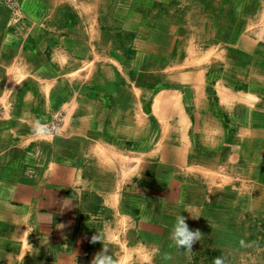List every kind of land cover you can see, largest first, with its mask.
<instances>
[{
  "label": "crops",
  "instance_id": "obj_1",
  "mask_svg": "<svg viewBox=\"0 0 264 264\" xmlns=\"http://www.w3.org/2000/svg\"><path fill=\"white\" fill-rule=\"evenodd\" d=\"M18 3L22 14L15 22L9 20L0 4V85L8 86L10 93L9 105L0 113V264H90L103 244L90 242L98 232L88 228L78 212L101 209L104 204L106 210L127 215L136 204L129 203L128 190L120 188L129 169L134 168L128 162L124 165L118 162V155H125V150L112 142L113 135L117 139L126 138L132 125L128 116L129 98H136L134 128L144 125L138 94L133 96L128 88L113 80L112 54L109 47L103 46L105 36L119 29L123 30L120 34L134 32L149 45L144 49L152 48L159 54L153 57L163 59L170 46V31L181 32L185 23L200 21L201 33L223 40L233 52L232 58L240 59L241 51L258 50L256 45L260 43L256 41L264 40V30L260 31L262 21L257 22L251 33L256 37L248 31L256 20L264 19V0H18ZM97 47L103 58L98 59L93 52ZM245 58L248 65L254 63L253 56ZM160 93L175 97L167 91L157 95ZM220 96L224 101L229 99L225 93ZM250 99L248 96L247 100ZM177 102L175 109L185 125V115ZM199 105L202 103L196 102L194 107ZM170 106L161 107V113L174 112ZM54 110L62 114L57 127L60 134H54L51 141L33 136V121L39 118L46 123ZM195 114L200 116L199 127L208 124L209 111L192 112L193 118ZM247 126L256 130V125ZM117 139L114 142L123 144ZM149 142L146 140L147 145ZM146 144L138 140L136 146L145 148ZM246 144L248 148L255 147L257 155L249 168H244L246 171L240 167L238 176L241 180L252 178L258 182L249 189L255 190L249 206L264 213V187L259 186H264L260 183L264 182V142ZM181 149L183 155L175 168L186 163L187 154L183 151L188 147ZM191 171L187 173L195 172ZM154 172L151 182L162 178L161 164ZM164 182L178 186L171 176ZM232 184L234 187L235 183ZM218 185L205 186L217 205L226 191L222 184ZM165 186L139 187L142 203L139 202L140 209H134L143 215L147 202L150 210L147 220L139 222V216L136 219L144 242L135 239L130 245L127 235L115 238L110 231L105 232L102 237L111 254L124 256L127 264H148L149 260L150 264H185L188 253L178 250L170 239L179 213L175 205L189 203L182 216L191 223L205 214L194 204H199L203 194L206 195L200 194L203 191L200 186L183 184L181 188L188 200L182 201L178 189ZM138 195L134 193L132 197L139 201ZM211 235L214 242L219 241L213 229ZM138 247L142 248L141 253ZM163 253L170 254L171 259L164 260Z\"/></svg>",
  "mask_w": 264,
  "mask_h": 264
},
{
  "label": "rangeland",
  "instance_id": "obj_2",
  "mask_svg": "<svg viewBox=\"0 0 264 264\" xmlns=\"http://www.w3.org/2000/svg\"><path fill=\"white\" fill-rule=\"evenodd\" d=\"M14 1L15 9L12 10L7 6L6 0H0L1 9L6 11L9 20L13 22L22 14L18 0ZM258 21H262L260 31L264 30L262 28L264 19L256 20V24H252L248 29L250 34L253 33L255 25L259 24ZM200 24V21L185 23L186 26L183 27L185 26L184 30H188L187 32L184 30L177 32L175 29L174 33L170 31V46L163 59L153 57L159 54L152 48L144 49L148 44L140 41L134 32L120 34L123 30L119 29L120 33L116 30L114 34L105 36L107 41L103 46L109 47V53L112 54L110 58L113 60L112 67L115 72L113 80L128 88L133 96L135 93L138 94L137 101L142 110L140 112L143 113L141 118L144 119V125L135 129L133 119H137L134 112L136 98H129L128 116L132 125L129 127L127 137L118 140L116 135H113L112 138L114 146L125 150L123 151L125 155H118V162L121 165L128 162L130 168H134L129 169V175L126 180H122L120 188L128 190V202L136 203L134 206L140 209L142 196L139 187L167 185L165 187L178 189L182 201L188 200L185 190L181 188L183 184L194 188L202 187L203 191L200 194L205 192L206 196L203 194L202 200L199 204L195 202L197 204L194 206L199 205L205 214L192 219L191 223L194 222V225L187 223L188 221L186 223L191 230L198 229L203 236L200 241L193 244L192 252H187L188 259L185 264H213L216 257L222 258L224 264H264V213L254 211L249 206L254 198L252 192L255 191L249 189L258 182L252 178L241 180L240 175L238 176L240 167L243 166V170L248 169L251 161L255 160L253 156L257 155L255 147L248 148L246 143L264 142V40L256 41L257 44L260 43L256 45L259 51L255 48L243 50L241 51L243 57L232 58L233 52L226 42L201 33ZM250 36L256 37L254 34ZM109 38L111 40L108 42ZM171 50L173 53L171 52L169 56ZM93 52L98 59L104 56L98 47ZM245 56H253V61L255 63L256 59L257 64L250 61L252 65H248ZM7 91L9 87L1 84L0 113L3 107L9 105L7 97L10 93ZM162 91L175 95L176 101L173 99L172 101L174 104L177 101L180 104L186 118L185 125L181 124L176 111L171 114L167 112L165 115L163 110L161 113L163 107L161 104L156 112L154 111L156 95ZM221 93L227 94L229 99L222 100ZM248 96H251L250 100H247ZM196 102H201L202 105L196 108L194 107ZM198 110L210 113L206 115L208 124L201 127L197 125L200 116L197 117L195 114L196 118H193L192 115V112ZM201 119L206 120V117ZM245 124L246 126H243ZM247 124L256 125L257 127L254 126L256 130H249L253 127ZM242 126L245 128H240ZM258 130H262L263 133ZM116 139L123 144L118 145L114 142ZM138 140L145 144L146 140L150 142L144 146L145 148H139L136 146ZM184 147H188L183 151L187 154V159H184L186 163L175 168L176 162L182 158L183 154L180 151ZM175 155L178 157L174 158ZM217 156L219 157L216 158ZM159 164L163 176L151 182L154 170ZM188 170L195 172L190 174L187 173ZM170 176L176 179L177 187L175 185L171 187L164 182L165 178ZM232 183H235L234 187ZM208 184L210 186L222 184V188L226 189L218 205L205 189ZM134 193H139V201L132 197ZM144 205L143 215L137 213L135 207L129 209L127 215H121L120 211L104 209L105 205L102 204L101 209L80 210L78 217L88 223V228L96 230L101 236L108 231L115 238L127 235L131 245L135 239L139 243L144 242L142 229L136 225V219L140 218L138 220L140 222L143 218L145 220L149 218L148 203L145 202ZM180 205L181 203L175 205L179 211L177 216L179 214L182 216L186 212L189 203L179 207ZM212 229L220 238L217 243L212 240ZM241 241L244 243L241 244ZM138 250L141 253L142 248L140 250L138 247Z\"/></svg>",
  "mask_w": 264,
  "mask_h": 264
},
{
  "label": "clouds",
  "instance_id": "obj_3",
  "mask_svg": "<svg viewBox=\"0 0 264 264\" xmlns=\"http://www.w3.org/2000/svg\"><path fill=\"white\" fill-rule=\"evenodd\" d=\"M31 133L33 136L40 138L42 140L51 141L54 134L59 135L60 129L55 127H49V125L45 122H42L41 119L37 118L33 121L31 125ZM29 156L32 153H28ZM202 233L197 230H191L186 223L185 217L180 214L176 217V222L173 225L170 239L173 241L175 247L178 250H184L188 253L192 252L193 244L197 241H200L202 238ZM91 243L101 242L103 247L100 251H98L90 264H127V259L124 256H114L111 254L110 249L105 246L104 239L101 234L97 233L91 237ZM244 241H241L243 244ZM162 258L164 260H170L171 255L168 253H163ZM150 264V260L148 261ZM213 264H224V261L220 257H216L213 261Z\"/></svg>",
  "mask_w": 264,
  "mask_h": 264
},
{
  "label": "bare ground",
  "instance_id": "obj_4",
  "mask_svg": "<svg viewBox=\"0 0 264 264\" xmlns=\"http://www.w3.org/2000/svg\"><path fill=\"white\" fill-rule=\"evenodd\" d=\"M225 97V95H224ZM226 98V97H225ZM172 99L174 100V96L170 97L167 93H160L157 95L156 99H155V104H154V108L155 110L159 107V104H161L164 108L166 107H171L170 105L173 106V108L175 109V107H177L176 104L173 103ZM223 99V98H222ZM228 100V99H227ZM176 100H174L175 102ZM178 103V102H177ZM176 105V106H175ZM168 110V108H167ZM166 110V111H167ZM159 111V110H158ZM169 111V110H168ZM176 112H178L179 110L175 109ZM181 112V111H180ZM179 114V112H178ZM182 120V119H181ZM184 120V119H183ZM185 121V120H184ZM184 125V124H183Z\"/></svg>",
  "mask_w": 264,
  "mask_h": 264
},
{
  "label": "built area",
  "instance_id": "obj_5",
  "mask_svg": "<svg viewBox=\"0 0 264 264\" xmlns=\"http://www.w3.org/2000/svg\"><path fill=\"white\" fill-rule=\"evenodd\" d=\"M7 6H9L10 9L14 10L15 1L14 0H6ZM62 119V114L58 111H55L50 115V118L46 121V123L49 125V127H55L57 128L60 124Z\"/></svg>",
  "mask_w": 264,
  "mask_h": 264
}]
</instances>
